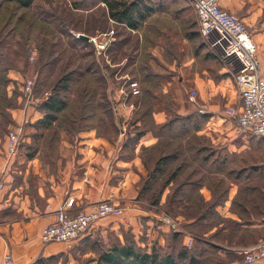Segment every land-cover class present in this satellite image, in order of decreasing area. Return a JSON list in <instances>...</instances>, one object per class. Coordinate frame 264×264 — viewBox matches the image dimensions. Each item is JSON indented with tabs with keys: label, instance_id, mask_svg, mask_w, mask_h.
I'll return each mask as SVG.
<instances>
[{
	"label": "crops",
	"instance_id": "crops-1",
	"mask_svg": "<svg viewBox=\"0 0 264 264\" xmlns=\"http://www.w3.org/2000/svg\"><path fill=\"white\" fill-rule=\"evenodd\" d=\"M218 3L246 24L258 45L264 79V8L261 3L255 0H219ZM216 62L210 58L179 61L177 67L182 74L163 82V93L174 97L176 115L204 118L197 134L207 138L209 145L225 160V167L234 172L232 180L230 173L220 176L226 181L227 189L218 203L208 186L200 187V196L210 209L207 219L198 225L207 227L204 236L211 247L207 246L206 255L221 260L220 264H243L241 250L264 238V176L258 171L246 172L248 167L263 166L264 141L241 130L228 115L227 109L241 103L236 76L230 68L218 67ZM188 86L198 94L196 104L190 102V94L186 98ZM28 108L19 111L17 120L21 124L25 115L40 114ZM132 114L127 112V115ZM152 115L156 125H163L168 111L156 108ZM141 123L138 120L133 128ZM129 134L109 139L98 135L96 129L79 133L73 141H68V154L60 160L57 170L46 167L23 150L8 159L4 152L5 138L4 149L0 148V182L4 185L0 190V264H4L7 254L12 256L13 264H110L101 261V254L108 247V237L98 233L105 231V224L112 217L97 222L91 231L73 242H42L43 230L56 222L57 211L69 199L74 200L72 214L100 201L120 205L134 217L141 213L146 237L143 248L151 253L153 244L163 249L168 247L170 238L166 232L170 228L160 222L161 215L155 209L161 210L167 204L172 189H165L159 205L138 198L141 183L152 167L149 160L146 164L143 150L156 145L158 139L152 131H147L137 140L128 141ZM195 175V180L201 177V174ZM183 206L192 204L186 201L180 208ZM176 219L181 225L196 223L195 218L186 222L178 214ZM231 229L237 232L229 238ZM184 233L183 246L187 236H192L190 232ZM242 234L246 235L244 239ZM204 253L200 254L201 258L206 257Z\"/></svg>",
	"mask_w": 264,
	"mask_h": 264
},
{
	"label": "rangeland",
	"instance_id": "rangeland-1",
	"mask_svg": "<svg viewBox=\"0 0 264 264\" xmlns=\"http://www.w3.org/2000/svg\"><path fill=\"white\" fill-rule=\"evenodd\" d=\"M255 1L264 8V0ZM178 5L167 3L139 31H133L109 19L108 9L100 0H36L30 9H20L14 3L0 0V148L4 149L8 133L21 127L18 149L57 170L60 160L68 154V141H73L79 133L96 129L104 138L113 139L123 134L125 137L134 129L132 124L138 118L152 128L154 120L149 114L153 111L148 112L149 106L166 109L167 121L177 117L174 97L163 93L162 83L179 78L182 74L177 67L179 61L210 58L217 61L218 67H228L235 73V66L224 62L198 32L194 8L184 1ZM80 34L94 38L96 44H109L98 54L96 44L81 40ZM32 53L35 54L33 63L30 61ZM143 78L149 79L144 81ZM27 79L36 81L34 98L39 100L31 106L26 105L27 99L21 91ZM131 82L139 83L142 94L138 97L130 95ZM185 90L188 98L193 90L189 86ZM146 91L147 95H143ZM236 91H239L237 85ZM53 92L61 95L67 108L52 127L40 128L38 122L46 115L41 104ZM28 107L40 114L25 115L21 124L17 120L19 111ZM127 112H132L133 116ZM147 112V117L143 116ZM175 126L165 134L170 138L164 141V145L171 146L167 147L168 151H173L172 147L183 150L199 142L192 138L189 129L183 131ZM194 156L188 150L182 154L188 173L203 170ZM142 195L139 200L151 203L148 195L149 200ZM170 207L166 204L161 210L155 209L161 215L162 224L163 216H170L177 222V214L183 217L184 209L179 206L170 211ZM127 210L122 217L108 219L105 231L98 233L108 237L105 251L122 245L145 250L143 215L134 217ZM182 226L180 230H184ZM166 234L171 239L173 230ZM167 246L163 250L169 252ZM154 248L158 249L156 245ZM241 256L240 261L244 262Z\"/></svg>",
	"mask_w": 264,
	"mask_h": 264
},
{
	"label": "trees",
	"instance_id": "trees-1",
	"mask_svg": "<svg viewBox=\"0 0 264 264\" xmlns=\"http://www.w3.org/2000/svg\"><path fill=\"white\" fill-rule=\"evenodd\" d=\"M3 1L14 3L20 9H30L34 5L36 0ZM181 1L184 0H100V2L105 4L108 9L109 19L115 21L120 25H123V27H125L126 29H130L133 31H139L140 28H142V26L147 23V21L161 12L164 5H166L167 3H175L176 5L179 4L178 6H181ZM198 32L200 33V31ZM2 73L3 75H6L7 72L3 70ZM143 79L145 81L149 78ZM144 94L147 95V91L143 92V95ZM149 95H151L150 92ZM150 97H146V99ZM66 108L67 103L62 99L61 95L58 92L51 93L50 97L41 104V109L43 112H45L46 115L42 120L38 122V126L40 128L52 127L53 123L58 120L59 114L64 112ZM149 111H154L152 106L148 107V112ZM148 112L146 114L144 113L143 116L147 117V114H149ZM149 115H152V113ZM139 119L141 118L135 120L132 125L136 124ZM179 122H183V124L178 125L177 123ZM203 122L204 118L200 115H188L184 116V118L181 115H178L172 120L166 121L163 125H156L153 121L154 127L151 128L150 126L146 125V122L144 120V122L142 121L143 125L141 123L139 127L132 129L134 130V133L131 130L130 134L127 136L128 141H132L137 140L147 131H152V133H154V135L158 139V143L156 145L150 148H144L143 150L146 164H148L147 160H149L152 167L148 177L141 183L139 196L143 194L142 196L144 198L148 200L149 198L151 199V205H159L160 199L162 198L165 189L167 187H170L172 189V193L169 195V199L167 201L169 207L171 206L169 210L175 211L177 207L182 206L183 202L188 201V203H191L192 206H183L182 209H184V214L182 216L186 222H188L192 218H195L196 225L184 223L182 224V228L184 230H173L172 238L170 239V242L168 244L170 248L169 252L165 253L163 248L161 247L155 249V244H153L154 246L152 245L151 253H148V250L146 248H144V251H141L139 248L128 245L114 246L111 247L109 251H103V253L101 254V261L110 264L221 263V261L215 259L214 256L208 254L206 255L205 252L207 246L211 247L209 240L204 236L207 227L201 226L202 224H198L203 222L204 219H207L210 208H208V205L203 202L199 190L203 185L208 186L215 193V203H218L220 199L225 196L224 194L227 189L226 181L222 178L219 179L218 177H220L224 173H230V179L232 180L235 175L233 174L234 172L231 168L225 167V160L223 159V157H221L220 153L217 154L215 148H212L209 145L207 138L205 136L197 134V129H200ZM174 125H176V128L183 131L189 129V132H192V138H195L196 140L199 139V142L191 145V147H184L183 150H176L174 149V147H172L173 151H168L167 147L171 146L164 145V141L170 138L165 134H169ZM252 136L254 138H257L254 135ZM184 150L185 152L187 150L191 151L193 155H195V162H199L203 170L194 172L191 171L190 173L186 172V168H188V166L185 167L182 162V154L185 153ZM152 154L155 155L152 156ZM214 167H218V169H213ZM251 171L261 172L264 176V164L263 166H252L246 169L247 173ZM208 173L211 176L208 177ZM195 174H201V177L195 180ZM183 192H185V195H183ZM147 195L149 198L147 197ZM173 205L175 206V208L173 207ZM91 230L92 228L89 231ZM185 230L189 231L192 234V236L195 238V242H198V247H194V244L191 249H188L182 245ZM236 232L237 230L231 229V232L229 235H227V237L231 238L233 236H236ZM241 237L242 239H244L246 235L242 234ZM262 240H264V238L259 242H261ZM202 253H204L206 257L201 258L200 254Z\"/></svg>",
	"mask_w": 264,
	"mask_h": 264
},
{
	"label": "built area",
	"instance_id": "built-area-1",
	"mask_svg": "<svg viewBox=\"0 0 264 264\" xmlns=\"http://www.w3.org/2000/svg\"><path fill=\"white\" fill-rule=\"evenodd\" d=\"M190 4L198 17L199 31L212 50L218 52L220 58L235 66V76L240 93V105L227 109L228 115L237 122L241 130H246L259 139H264V79L261 75L262 65L258 56V48L246 24L236 15L222 9L219 0H184ZM94 42V38L89 39ZM109 42L96 44L97 53L101 54ZM35 55V54H34ZM34 55L30 56L33 63ZM36 81L27 79L21 90L27 99L26 105H34ZM141 94L138 82H131L130 95ZM47 97L49 95L47 94ZM48 99V98H47ZM197 92L191 91L189 100L196 103ZM39 101V100H38ZM37 101V102H38ZM201 114L204 112L201 110ZM22 129L10 131L7 135V157L13 158L18 153ZM124 136V134H123ZM4 185L0 182V190ZM74 200H67L56 213V222L46 227L41 239L44 244L62 242L70 243L86 234L97 222L106 218H119L125 209L111 201H100L86 210L72 214ZM48 208H50L48 206ZM162 222L171 230L178 231L181 224L170 216H163ZM195 238L187 236L185 247L191 249ZM244 264L264 262V240L256 245L241 250ZM4 264H13L12 256L5 255Z\"/></svg>",
	"mask_w": 264,
	"mask_h": 264
},
{
	"label": "water",
	"instance_id": "water-1",
	"mask_svg": "<svg viewBox=\"0 0 264 264\" xmlns=\"http://www.w3.org/2000/svg\"><path fill=\"white\" fill-rule=\"evenodd\" d=\"M80 39L81 40H83V41H85V42H89V36H87V35H85V34H80Z\"/></svg>",
	"mask_w": 264,
	"mask_h": 264
}]
</instances>
